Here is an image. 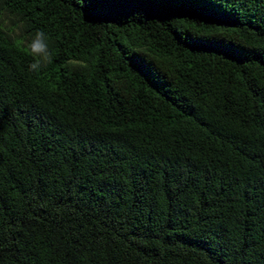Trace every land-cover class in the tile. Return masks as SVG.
I'll return each instance as SVG.
<instances>
[{"label": "trees", "instance_id": "obj_1", "mask_svg": "<svg viewBox=\"0 0 264 264\" xmlns=\"http://www.w3.org/2000/svg\"><path fill=\"white\" fill-rule=\"evenodd\" d=\"M0 264H264V0H0Z\"/></svg>", "mask_w": 264, "mask_h": 264}, {"label": "clouds", "instance_id": "obj_2", "mask_svg": "<svg viewBox=\"0 0 264 264\" xmlns=\"http://www.w3.org/2000/svg\"><path fill=\"white\" fill-rule=\"evenodd\" d=\"M47 38L45 34L41 31L35 33L34 38L31 39V42L28 44L30 54L33 55L34 62L30 65V68L33 70L39 69L46 63L51 62V56L46 49ZM70 63L75 64V61Z\"/></svg>", "mask_w": 264, "mask_h": 264}, {"label": "rangeland", "instance_id": "obj_3", "mask_svg": "<svg viewBox=\"0 0 264 264\" xmlns=\"http://www.w3.org/2000/svg\"><path fill=\"white\" fill-rule=\"evenodd\" d=\"M2 21H3L5 24L9 25V21H8L7 19H2ZM16 34H17V35L20 34V31L17 30V29H16Z\"/></svg>", "mask_w": 264, "mask_h": 264}]
</instances>
